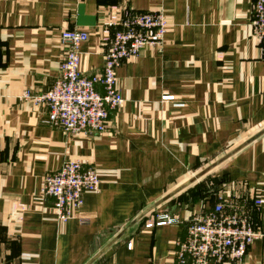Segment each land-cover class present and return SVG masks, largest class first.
Wrapping results in <instances>:
<instances>
[{
  "label": "crops",
  "instance_id": "1",
  "mask_svg": "<svg viewBox=\"0 0 264 264\" xmlns=\"http://www.w3.org/2000/svg\"><path fill=\"white\" fill-rule=\"evenodd\" d=\"M253 1L0 0V264H86L99 252L90 264H176L175 242L195 212L229 193L264 192V50L250 33ZM156 10L167 19L162 44L116 68L124 103L105 131L73 136L45 124V106L23 93L57 79L60 32L88 33L79 69L89 75L102 67L105 29ZM227 154L211 188L182 187ZM69 159L94 168L99 187L60 223L39 189ZM250 212L264 223V211ZM161 216L174 221L145 228ZM239 264H264V244Z\"/></svg>",
  "mask_w": 264,
  "mask_h": 264
},
{
  "label": "built area",
  "instance_id": "2",
  "mask_svg": "<svg viewBox=\"0 0 264 264\" xmlns=\"http://www.w3.org/2000/svg\"><path fill=\"white\" fill-rule=\"evenodd\" d=\"M118 29L104 30L103 64L98 72L83 75L79 69L80 46L87 40L84 30L64 29L60 39L66 45L59 75L52 89L41 95L25 91L23 97L47 108L45 124L72 134H100L109 115L124 103L116 68L138 55L145 46L162 44L167 19L162 11L137 12L118 22ZM249 25L260 50H264V0H254ZM164 98H170L165 96ZM99 176L92 167L83 168L77 160L64 161L47 173L40 194L53 200L57 222H66L83 204L85 192L95 193ZM264 211V192L244 197L229 193L210 208H201L187 221L185 235L175 242L176 264H239L254 242L264 244V223L255 224L251 209ZM161 216L154 225L172 223ZM150 228L152 224H145Z\"/></svg>",
  "mask_w": 264,
  "mask_h": 264
},
{
  "label": "rangeland",
  "instance_id": "3",
  "mask_svg": "<svg viewBox=\"0 0 264 264\" xmlns=\"http://www.w3.org/2000/svg\"><path fill=\"white\" fill-rule=\"evenodd\" d=\"M250 26V25H249ZM251 30V29H250ZM250 33H251V31H250ZM165 34V33H164ZM264 34H262V36H263ZM254 36V35H253ZM255 38H256V40L258 39L256 36H254ZM257 43H258V46H259V48H260V45H259V42H258V40H257ZM59 67H60V65H59ZM99 71V70H98ZM97 71V72H98ZM82 73V72H81ZM60 74V73H59ZM83 74V73H82ZM83 75H85V74H83ZM87 75V74H86ZM53 85H54V83L52 84V86L48 89V90H50V89H52V87H53ZM47 90V91H48ZM47 91H45V92H47ZM45 92H42V93H40V94H37V95H41V94H43V93H45ZM38 105H40V104H38ZM42 105V104H41ZM44 106V105H43ZM46 108V107H45ZM47 109V108H46ZM54 128V127H53ZM58 129V128H57ZM106 129V128H105ZM89 134V133H88ZM87 133L86 134H79V135H73V136H86V135H88ZM69 160H74V159H69ZM67 161V160H66ZM83 166V165H82ZM84 168V167H83ZM218 167H215V168H213V169H211L210 171H208V172H206L205 173V175L204 176H202V177H199L198 179H196V180H194L192 183H197L198 182V185L197 186H199V184H204L205 182L209 185V187L211 188V186H212V184H213V182H215V176H216V172H217V169ZM195 186V185H194ZM213 188V187H212ZM215 188V187H214ZM255 194H257V193H255ZM44 197H46V196H44ZM49 198V197H48ZM51 199V198H50ZM52 200V199H51ZM52 207H53V200H52ZM152 210V209H151ZM151 210H149L148 212H150ZM148 212H146V213H148ZM145 213V214H146ZM145 214L142 216V217H144L145 216ZM142 217L141 218H139V220H141L142 219ZM138 220V221H139ZM152 224V225H154V223H155V221H152V220H150L148 223H146V224Z\"/></svg>",
  "mask_w": 264,
  "mask_h": 264
},
{
  "label": "water",
  "instance_id": "4",
  "mask_svg": "<svg viewBox=\"0 0 264 264\" xmlns=\"http://www.w3.org/2000/svg\"><path fill=\"white\" fill-rule=\"evenodd\" d=\"M252 140V139H251ZM250 141V140H249ZM248 141V142H249ZM234 152V150H233ZM230 154H227L226 156H224L222 159L218 160L217 162H215L214 164L208 166L207 168H205L204 170H202L201 172H199L198 174H196L193 178H191L187 183L183 184L182 187H184L185 185H188L190 183H192L194 180L198 179L199 177L203 176L206 172L210 171L214 166H216V164H218L220 161H222L225 157L229 156ZM169 196H166V198ZM159 202L157 204H154L153 206H151L150 208H148L145 212H143L142 214H140L137 218H135V220H133L132 224L136 223L137 220H139V218H141L146 212H148L149 210H151L153 207H155L156 205H158ZM131 226L130 224L128 225V227ZM124 231L118 233L114 239H118L123 235ZM101 254V252H99L98 254H96L94 257H92L86 264H90L94 259H96L98 257V255Z\"/></svg>",
  "mask_w": 264,
  "mask_h": 264
}]
</instances>
